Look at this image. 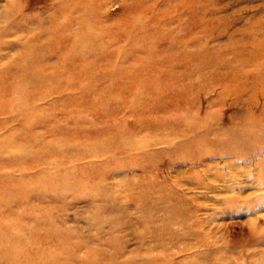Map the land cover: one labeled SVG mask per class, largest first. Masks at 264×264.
Here are the masks:
<instances>
[{
    "label": "rangeland",
    "instance_id": "374dc122",
    "mask_svg": "<svg viewBox=\"0 0 264 264\" xmlns=\"http://www.w3.org/2000/svg\"><path fill=\"white\" fill-rule=\"evenodd\" d=\"M262 24L0 0V264H264Z\"/></svg>",
    "mask_w": 264,
    "mask_h": 264
},
{
    "label": "bare ground",
    "instance_id": "6f19581e",
    "mask_svg": "<svg viewBox=\"0 0 264 264\" xmlns=\"http://www.w3.org/2000/svg\"><path fill=\"white\" fill-rule=\"evenodd\" d=\"M181 1H191V0H181ZM209 10V8L208 9H205L204 11H208ZM202 12V11H201ZM262 26H263V24H262ZM258 30L260 29V30H264V26L263 27H260V26H258V28H257Z\"/></svg>",
    "mask_w": 264,
    "mask_h": 264
}]
</instances>
